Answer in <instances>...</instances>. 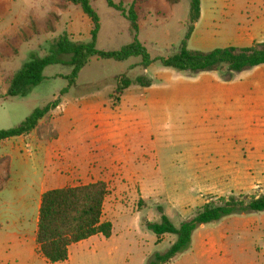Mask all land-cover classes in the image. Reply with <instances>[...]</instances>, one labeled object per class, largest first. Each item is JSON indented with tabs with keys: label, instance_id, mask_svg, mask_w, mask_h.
I'll list each match as a JSON object with an SVG mask.
<instances>
[{
	"label": "rangeland",
	"instance_id": "rangeland-1",
	"mask_svg": "<svg viewBox=\"0 0 264 264\" xmlns=\"http://www.w3.org/2000/svg\"><path fill=\"white\" fill-rule=\"evenodd\" d=\"M115 1H121L126 7L132 0ZM202 2L213 7L217 15L204 33L213 36L218 45L227 44L256 18L264 19V14L256 13L264 8V0ZM90 4L100 20L96 41L99 50L115 51L133 41L135 32L130 22L106 0H90ZM59 5V0H13L7 23H17L22 28L23 39L17 53L1 60L0 70L4 76H13L32 57L51 54L55 39L62 34H67L74 42L89 41L92 28L89 16L73 4L58 13ZM170 7H162L159 15L155 10L143 11L145 15L140 19L137 38L151 57L176 52L186 32L189 0H177ZM48 18L54 24V31L45 30ZM33 22L38 31L28 38L27 29ZM197 40L198 36L193 37L190 46ZM140 61V57L125 61L92 57L79 72L76 85L67 93L60 92L67 85L65 76L72 70L67 63L46 66L45 80L25 97L5 99L0 89V128L16 126L35 108L52 101L62 105L52 109V113L58 114L55 125L61 139L49 141L50 157L35 156L28 164H16L8 181L0 180L3 184L0 190V264L43 263L32 253L39 192L42 188L73 186L75 182L84 184L77 181L79 177L106 180L115 210L131 209L141 199H157L163 207L167 204L188 206L184 220L191 218L195 210L210 199L264 193V188L260 191V188L235 186L230 171L218 169L229 160L228 154L221 153L225 149L236 152L230 161L237 166L245 158L258 156L251 154L243 137L247 127L240 117L214 112V108L209 112L207 105L202 111L182 107V99L175 100V97L155 103L157 95L153 90L128 91L119 104L111 97L117 85L116 76L127 73L134 79L144 73L137 65ZM163 69L152 63L145 72L151 77L155 71ZM166 92L170 96L174 90ZM145 95L149 98L145 99ZM89 104L93 108L97 106L99 111L94 112ZM49 115L51 117V111ZM246 180L264 181V170H247ZM173 214L175 222H180L177 212Z\"/></svg>",
	"mask_w": 264,
	"mask_h": 264
},
{
	"label": "crops",
	"instance_id": "crops-1",
	"mask_svg": "<svg viewBox=\"0 0 264 264\" xmlns=\"http://www.w3.org/2000/svg\"><path fill=\"white\" fill-rule=\"evenodd\" d=\"M12 2L13 0H0V29L3 27L0 30V67L4 57L9 58L18 52V45L23 39L22 28L16 23V19L14 21L16 24H13L12 21H10V25L7 23L9 21L7 15L11 11ZM68 4L60 1V5L57 7L58 13ZM172 4L174 3H169L166 0H144L138 7L140 19L145 15L144 10L158 12L164 6L171 8L170 5ZM256 13L264 14V8H259ZM155 14L159 15V12ZM216 17L213 7L209 4H203L201 0L199 18L194 23L193 32L186 42V47L189 50L208 52L215 48L229 46L245 48L264 42V19L256 18L250 22L246 30L238 31L237 36L227 44L218 45L213 36L208 32L207 34L204 33ZM27 30L26 37L28 38L38 31L34 22L30 23ZM199 30H201L200 34L198 33ZM195 36H198V40L190 46L192 38ZM62 58L65 60L67 57L63 55ZM162 67L164 68L163 71L157 70L151 77L145 72L148 68L143 69V74L152 80L151 85L142 87L140 85L134 86L133 83L124 91L123 96L128 91L136 93L141 90H145V92L153 90V93L157 95L154 100L155 103L160 104L175 97V100L182 99L180 101L182 107L191 106L196 111H202L207 105L209 112L214 108V112L232 113L240 117L247 127L243 137L252 150L251 154L258 156L245 158L241 165L237 166L230 161L231 155L236 152L225 149L221 153L228 154L229 160L224 165L218 166V169L226 170L227 173L230 171L231 181L235 183V186L260 188L262 191L264 181L248 182L246 171L256 168L264 170V64L234 73L230 80H225L217 71H202L191 74ZM2 76L4 75L0 70V89L5 93L8 81L12 76H4V79ZM162 79H165L166 82ZM157 90L159 92H155ZM166 90H174L173 95L168 96ZM160 92L163 93L160 94ZM148 98V95H145V99ZM189 102L191 103L189 104ZM59 106L62 105L58 103L56 108ZM89 107L91 108L92 105L89 104ZM92 109L94 112L99 111L97 106L92 107ZM50 111L39 121L37 128L30 133L7 138L0 142V161L2 160L0 180L3 181L5 178L8 181L16 164H28L29 159L35 156L50 157L49 141L56 142L61 139V133L55 125L58 114L55 115L52 110ZM77 181L88 184L97 180L79 177ZM77 184L75 182L73 186ZM49 189L52 188H42L39 192V198L36 202L38 212L41 196ZM139 201L131 209L119 208L115 210L110 191L104 201L102 220L112 223L111 236L105 237L102 234H95L73 243L68 248V258L56 263L48 262L38 252V246L35 243L38 224L37 214L33 237L35 245L32 253L35 258L42 260V264H146L148 255L155 251H165L174 241L175 236L165 234L160 242H157L155 234L148 230L144 223L146 221H159L160 214L156 210V206L162 205L157 199L149 201L141 199L143 201L141 205ZM187 207L184 204H180L179 207L167 204V207H163V209L173 223L178 225L185 219L184 216L189 210ZM173 211L177 212L176 215L180 217V222H175ZM162 245L165 246L162 248ZM27 249L29 250L28 247ZM166 264H264V211L229 215L216 222L198 225L192 233L189 248Z\"/></svg>",
	"mask_w": 264,
	"mask_h": 264
},
{
	"label": "trees",
	"instance_id": "trees-1",
	"mask_svg": "<svg viewBox=\"0 0 264 264\" xmlns=\"http://www.w3.org/2000/svg\"><path fill=\"white\" fill-rule=\"evenodd\" d=\"M60 1L80 7L89 16L92 22L89 41L74 42L67 34L57 37L51 54L44 57H32L9 79L5 98L25 97L33 87L45 80L44 68L55 63H67L72 67L71 72L65 76L67 85L60 91L67 93L76 85L79 72L92 57L116 61L140 57L141 61L137 65L143 69L157 62L161 66L191 74L217 71L225 80H230L234 73L264 64V42L245 48L233 46L215 48L208 52L189 50L186 47V42L193 32L194 23L199 18L201 0H189L186 32L178 50L168 56L158 57H151L146 46L137 38L140 20L138 7L144 0H132L126 7L121 1L106 0L110 7L130 22V28L135 32L131 43L115 51L99 50L96 47L100 20L90 0ZM166 1L177 2V0ZM51 16L56 17L54 14ZM46 26L48 31H54V24L51 20L47 21ZM63 55L67 57L65 60L62 58ZM151 82L152 80L145 74H139L133 79L127 73H121L116 76L117 85L110 96L119 102L124 91L131 84L146 87L151 85ZM57 105V101H52L43 107H37L16 126L0 128V142L7 138L30 133L37 128L39 121ZM4 181H6L5 178ZM2 188L3 184L0 183V190ZM108 193V184L102 180L46 190L41 196L35 234V243L40 255L50 263L64 261L68 258V248L71 244L95 234L111 236L112 223L102 220L104 201ZM139 204H143V201L140 200ZM156 210L160 214L159 221H146L145 227L155 234L157 242H160L165 234H172L175 239L165 251H155L148 255L146 264H166L172 258L185 252L191 244L194 229L200 224L216 222L229 215L264 211V193L252 195L240 193L210 199L197 208L191 218L181 221L178 225H175L164 213L162 206L157 205Z\"/></svg>",
	"mask_w": 264,
	"mask_h": 264
}]
</instances>
